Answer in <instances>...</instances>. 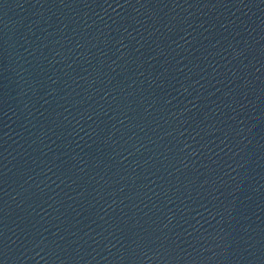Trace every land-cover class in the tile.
I'll list each match as a JSON object with an SVG mask.
<instances>
[{
  "label": "water",
  "instance_id": "water-1",
  "mask_svg": "<svg viewBox=\"0 0 264 264\" xmlns=\"http://www.w3.org/2000/svg\"><path fill=\"white\" fill-rule=\"evenodd\" d=\"M0 264H264V0H0Z\"/></svg>",
  "mask_w": 264,
  "mask_h": 264
}]
</instances>
